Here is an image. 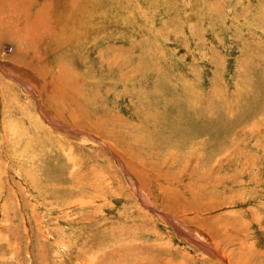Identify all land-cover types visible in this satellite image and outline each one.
I'll list each match as a JSON object with an SVG mask.
<instances>
[{
	"label": "rangeland",
	"instance_id": "1",
	"mask_svg": "<svg viewBox=\"0 0 264 264\" xmlns=\"http://www.w3.org/2000/svg\"><path fill=\"white\" fill-rule=\"evenodd\" d=\"M0 264H264V0H0Z\"/></svg>",
	"mask_w": 264,
	"mask_h": 264
},
{
	"label": "bare ground",
	"instance_id": "2",
	"mask_svg": "<svg viewBox=\"0 0 264 264\" xmlns=\"http://www.w3.org/2000/svg\"><path fill=\"white\" fill-rule=\"evenodd\" d=\"M40 17H41V16H40ZM36 18H37V17H36ZM39 19H40V18H39ZM39 22H40V21H39ZM39 22H38V25H40ZM41 23H42V20H41ZM199 238H200V237H199ZM202 244H203V243H202ZM201 247H202V246H201Z\"/></svg>",
	"mask_w": 264,
	"mask_h": 264
}]
</instances>
